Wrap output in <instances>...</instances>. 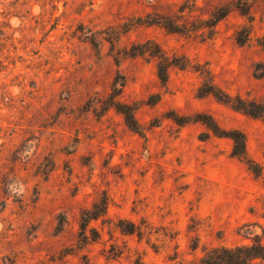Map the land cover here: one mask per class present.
I'll use <instances>...</instances> for the list:
<instances>
[{
    "label": "rangeland",
    "instance_id": "374dc122",
    "mask_svg": "<svg viewBox=\"0 0 264 264\" xmlns=\"http://www.w3.org/2000/svg\"><path fill=\"white\" fill-rule=\"evenodd\" d=\"M237 98L264 109V0H0V264L264 243V116Z\"/></svg>",
    "mask_w": 264,
    "mask_h": 264
},
{
    "label": "trees",
    "instance_id": "16d2710c",
    "mask_svg": "<svg viewBox=\"0 0 264 264\" xmlns=\"http://www.w3.org/2000/svg\"><path fill=\"white\" fill-rule=\"evenodd\" d=\"M161 69V68H160ZM159 69L158 77L162 82H167V70L161 71ZM215 94V93H214ZM217 96V94H215ZM220 99V98H219ZM237 101L241 104L240 107L237 106V109L241 112L252 115L255 117H263L264 109L256 104V103H248L243 101L242 99H238ZM228 103H231L228 102ZM121 113L125 116V120L127 124L133 129L138 128V122L134 115V109L130 108L125 111H121ZM208 124V123H207ZM208 127L212 130L214 134L218 137H224L219 133V128L212 127V125L208 124ZM229 138L234 142V150L232 151L233 156L237 157L240 160H244L247 154V139L246 136L238 130H234L230 132ZM98 217L96 215H92V219ZM138 226L135 223H131L129 228L124 229L128 234L142 235V232L138 230ZM252 244L243 245L238 247H218L206 249L204 251V256L199 260V262L195 261H181L180 264H264V243L259 238H256Z\"/></svg>",
    "mask_w": 264,
    "mask_h": 264
}]
</instances>
